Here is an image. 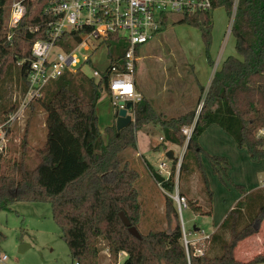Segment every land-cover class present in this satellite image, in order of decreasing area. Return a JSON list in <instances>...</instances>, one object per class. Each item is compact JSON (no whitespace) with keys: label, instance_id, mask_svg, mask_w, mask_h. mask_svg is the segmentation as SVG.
I'll return each mask as SVG.
<instances>
[{"label":"trees","instance_id":"obj_1","mask_svg":"<svg viewBox=\"0 0 264 264\" xmlns=\"http://www.w3.org/2000/svg\"><path fill=\"white\" fill-rule=\"evenodd\" d=\"M5 3L6 0H0V84L13 66L23 82V93L27 88L33 44L46 38L47 25L54 17L44 12L48 0H23L26 14L8 41L9 30L3 15ZM217 8H225L230 18L234 13L232 34L236 56L226 58L207 89L199 86V103L203 99V105L198 114L192 110L165 118L143 97L135 105V121L121 131H117V116L111 105L113 121L101 132L98 103L103 93L110 98L107 71L121 67L127 50L126 44L119 46L124 42L121 38L112 36L105 44L109 66L100 79L83 71L66 73L51 81L37 100L47 115L44 146L34 150L25 136L19 159L7 160L1 157L4 151L0 152V211L12 210L17 202L49 203L75 264H99L100 239L107 242L114 262L121 253H126L125 264H189V260L191 264H263L264 254L240 261L235 250L261 229L264 188L247 194L243 186H236L243 198L230 210L219 229L210 234L203 247L201 244L186 247L179 213L171 197L175 193V171L165 178L146 163L151 177L167 193L168 230L141 234L138 239L128 232L119 216L124 212L139 230L141 205L135 187L139 173L129 163L123 164L120 154L127 148H137V132L146 125H159L163 143L176 146L187 142L182 129L194 126L180 174L189 171L186 161L191 157L210 204L213 192L205 176L199 144V138L210 126L217 125L229 134L239 148L247 150L253 162L264 161V139L257 135L264 129V0H212L210 11L185 13L177 23L200 31L207 54L212 43V13ZM210 64L213 65L211 60ZM10 112L7 110L6 114ZM31 151L37 159L35 167L28 164ZM207 158L215 172L227 176V158L210 155ZM172 162L177 164L176 159ZM187 201L196 215H211V210L205 212L194 201ZM213 245L219 247V253L210 254Z\"/></svg>","mask_w":264,"mask_h":264},{"label":"rangeland","instance_id":"obj_2","mask_svg":"<svg viewBox=\"0 0 264 264\" xmlns=\"http://www.w3.org/2000/svg\"><path fill=\"white\" fill-rule=\"evenodd\" d=\"M14 1L18 0H6L4 25ZM182 17L181 14H173L161 35L138 48L136 82L143 97L157 114L165 118L177 117L192 110L198 114L203 102L202 99L199 103V86L207 88L213 72L221 67L227 57L236 56L235 38L233 34L228 36L227 33L231 18L225 8H217L212 13V43L208 54L200 31L188 24L177 23ZM124 45L125 42L119 44ZM108 60V47L104 45L93 52L91 65H86L84 71L87 74L93 70L104 72L109 66ZM9 71L0 84V148L6 144L1 157L7 160L20 158L21 142L25 136L34 150L44 146L47 136V115L40 101L32 103L23 116L8 123L16 115L23 91V82L17 69L12 66ZM7 110L11 111L8 115ZM111 112V102L103 93L98 103L101 132L112 123ZM162 135L159 125H146L137 132V148H127L120 154L121 162L129 163L139 173L135 183L141 205L138 231L146 235L168 230L165 206L167 193L154 181L146 166V162H149L157 171L159 164L165 162L170 172L173 169L175 171V193L171 197L179 213L182 231L193 245L202 246L201 231L209 233L218 227L243 198L236 186H243L248 194L264 183V161L253 162L247 150L239 148L229 134L217 125L210 126L199 138L203 150L201 162L213 192L210 204L202 188L200 173L191 157L186 161L189 171L180 174L187 142L183 146L164 144ZM4 136L5 141L2 139ZM169 150L174 151L177 160L175 165L166 157ZM207 155L228 159L227 176L214 171ZM29 157L28 164L35 167L37 159L34 151L29 152ZM178 195L185 196L187 205V200H192L203 211L211 210V215H196L189 205L180 211L176 201ZM194 227L199 228V232L193 231ZM99 249V264H125L128 258L123 252L114 262L107 242L102 239ZM3 256L7 258L5 261L1 260ZM0 264H75L49 203L17 202L12 210L0 211Z\"/></svg>","mask_w":264,"mask_h":264},{"label":"built area","instance_id":"obj_3","mask_svg":"<svg viewBox=\"0 0 264 264\" xmlns=\"http://www.w3.org/2000/svg\"><path fill=\"white\" fill-rule=\"evenodd\" d=\"M211 9L212 0H48L44 12L54 17V21L47 25L46 38L33 44L27 88L22 93L16 115L8 123L23 116L32 103L42 98L44 89L51 81L66 73L83 71L87 74L84 67L88 65L93 52L105 45L112 36L121 38L127 45V50L121 67L114 66L107 71L110 102L116 116L121 109L126 108L127 103H131L133 108L127 114L131 116L133 123L135 105L143 98L135 85L137 48L154 40L164 30L165 23L169 22L173 14L191 15ZM25 14L23 0L11 4L6 23L9 30L8 41H11L12 31L19 26ZM233 20L234 13L228 27V36L232 34ZM87 75L100 79L102 72L93 70ZM202 105L203 102L199 111ZM193 129L194 126L182 129L187 142ZM257 135L264 139V129L259 130ZM2 139L5 141V136ZM1 147L0 152L4 151L6 144ZM157 172L165 178L170 176L165 162L159 164ZM176 201L180 211L187 208L184 197L178 195ZM200 234H203V247L204 241L210 235L203 231ZM183 243L186 247L194 244L187 240L184 232ZM197 252L202 253L201 250ZM6 259V256L1 258L2 261Z\"/></svg>","mask_w":264,"mask_h":264},{"label":"crops","instance_id":"obj_4","mask_svg":"<svg viewBox=\"0 0 264 264\" xmlns=\"http://www.w3.org/2000/svg\"><path fill=\"white\" fill-rule=\"evenodd\" d=\"M163 32V31H162ZM162 32L159 34V35H161L162 34ZM158 35V36H159ZM136 70H138V68L136 69ZM214 73H215V71L213 72V75H212V77H211V79H210V83H211V81H212V79H213V76H214ZM135 85H136V89H137V91L143 96V94H142V92L140 91V88L138 87V84H137V82H136V75H135ZM210 85V84H209ZM209 87V86H208ZM207 87V88H208ZM206 88V89H207ZM106 95V94H105ZM107 97V96H106ZM108 99L110 100V98L108 97ZM117 119V118H116ZM163 136V135H162ZM47 138V137H46ZM46 141V140H45ZM172 145V144H171ZM146 163H149V162H146ZM150 164V163H149ZM152 165V164H151ZM147 166V165H146ZM264 187V183H262L261 184V186L259 187V188H257V189H260V188H263ZM256 189V190H257ZM253 192V191H252ZM238 203V202H237ZM236 203V204H237ZM236 206V205H235ZM234 206V207H235ZM233 207V208H234ZM232 208V209H233ZM231 209V210H232ZM226 218V217H225ZM225 220V219H224ZM223 220V221H224ZM223 223V222H222ZM222 223H220V225L222 224ZM220 225L218 226V227H216V228H213V229H211V231L209 232V233H206V234H212V233H214V232H216L218 229H219V227H220ZM199 229V228H198ZM219 247L218 246H216V245H213V246H211V248H210V250H209V252H210V254H216V253H219V249H218ZM260 254H264V222L262 223V225H261V229H260V231H259V233L257 234V235H255V236H253V237H251V238H248V239H246V240H244V241H242L239 245H238V247L236 248V250H235V257L238 259V260H240V261H249V260H251V259H253L255 256H257V255H260ZM264 264V263H263Z\"/></svg>","mask_w":264,"mask_h":264},{"label":"water","instance_id":"obj_5","mask_svg":"<svg viewBox=\"0 0 264 264\" xmlns=\"http://www.w3.org/2000/svg\"><path fill=\"white\" fill-rule=\"evenodd\" d=\"M133 108V105L131 103H127L126 108L125 109H121L118 113L117 119H116V128L117 131H121L122 129L128 127L131 123H132V118L130 115L127 114L128 110H131ZM166 157L168 160L173 161L175 159V154L173 150H169L166 153ZM120 219L122 221V223L124 224V226H126L128 228V232L140 239L141 238V234L139 233V231L137 230L136 227L132 226L130 220L128 219V217L124 214V212H120L119 214ZM199 229L197 227H194V231H198ZM130 264V263H127Z\"/></svg>","mask_w":264,"mask_h":264}]
</instances>
